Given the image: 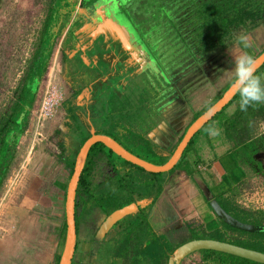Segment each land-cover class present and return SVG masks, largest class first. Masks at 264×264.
I'll list each match as a JSON object with an SVG mask.
<instances>
[{
  "label": "trees",
  "instance_id": "1",
  "mask_svg": "<svg viewBox=\"0 0 264 264\" xmlns=\"http://www.w3.org/2000/svg\"><path fill=\"white\" fill-rule=\"evenodd\" d=\"M135 1L137 6L140 3L142 5L144 2L146 6L153 7L156 10V13H151V15L147 11L149 15L145 19L142 17L140 24H134L135 20L133 19L132 22L128 16L132 24L138 27L137 31L135 30L138 41L149 51L152 59L157 61L164 54L165 57L160 60L164 62L167 68L181 66L184 71L192 66V62L194 65L202 64L220 54L219 50L235 42L234 38L240 34L241 29L244 28L247 32L251 31L256 23L264 17V0ZM56 3L60 7L67 6V0H53V6L48 9L38 42L32 49L26 81L19 87L15 101L10 107V113L4 122L0 123V190L16 156L18 139L26 129L28 116L36 98L38 84L46 73L56 37L62 31V27L58 23L64 12L62 9L55 7ZM173 12L182 15L180 25L172 20L167 23L168 25L161 24L162 17L168 18L169 13L174 14ZM161 25L164 27L161 28L163 36H161L159 42L155 43L153 42L154 36L158 33L152 29ZM148 31L152 39H146L149 41L146 44L144 36L147 35ZM263 52L264 48L256 52L253 55L254 58ZM165 71L167 72V70ZM263 72L264 64L257 69L256 73L261 75ZM262 83H264V80H262ZM224 92L219 91L216 93L207 106L193 116L192 122L214 104ZM113 99L119 102L123 100L111 96L105 100L106 106L104 102L102 107L98 106L99 110L102 109L106 115H102L101 122L97 121L96 134L110 137L126 151L143 161L156 166L166 163L173 152V148L168 157L157 156L152 151L150 142L143 137L146 131L144 129L147 128L138 127V125L133 126V124L128 123L127 118L122 122V126L116 121L112 123L111 113L121 110L123 113L132 114L126 109L127 107L125 108L124 104H116ZM239 99V93L237 92L229 103L205 125L213 122L217 115L223 113L227 107L235 103L234 111L230 115L222 117L220 129L231 146L233 157L241 163L245 161L253 163L260 138H252V134L255 132L257 121H264V103L253 104L246 111H242L239 107ZM67 104V113L74 121L73 111L75 108L68 101ZM148 114H152L149 109ZM127 125L129 128H126ZM89 137L90 135L87 133L81 135L78 139L79 146L76 152ZM193 137L185 147L176 165L164 173L147 172L122 160L100 143L92 145L88 151L76 188L75 222L87 226L95 221V216L98 213L103 216V220L114 211L130 204H138L140 201L147 199L156 201L163 189L164 177L181 168L186 153L193 143ZM181 138L182 136L179 140ZM76 155L77 153L69 157L62 149L60 157L63 159H57L65 165L69 177L73 172ZM61 188L64 189L65 185H62ZM220 205L227 214L243 224L264 225V208H246L241 203L236 204L229 200L222 201ZM220 224V229L214 230L210 234H203L202 229L192 222H185L181 227L168 230L164 234H156L148 222L146 208L137 207L135 212L115 222L106 232L109 236L105 234V239H103L106 241V246L112 245V249L108 253L109 259L112 260L110 264H114L113 261L118 264H167L173 252L179 246L200 239L225 242L264 253V231L246 232L233 228L222 221ZM65 231L66 225L63 220L59 231L61 247L64 244ZM94 242L97 244V249L102 247L100 245L102 244L101 239ZM192 255H195L196 258H192ZM188 257H191L188 264H259L212 250H200ZM59 259L60 253L56 254L53 264H58ZM75 264L80 263L75 262Z\"/></svg>",
  "mask_w": 264,
  "mask_h": 264
},
{
  "label": "crops",
  "instance_id": "2",
  "mask_svg": "<svg viewBox=\"0 0 264 264\" xmlns=\"http://www.w3.org/2000/svg\"><path fill=\"white\" fill-rule=\"evenodd\" d=\"M49 1V8H52L53 0ZM84 2L85 6L82 7L73 6L72 2H67V6L63 5V7H60L56 3L55 7L62 9L64 12L58 23L62 27V31L56 37L50 56V59L53 60L55 58V61L50 65L49 59L47 67L49 72L52 71L54 73V78L60 76L63 87L67 83L75 85L73 88L75 93L80 91L78 102L76 101L75 104H71L75 108L73 111L75 120H71L66 110L62 118H60L63 120L59 122L60 124L58 122L56 124L58 130H62L61 127H63L68 132L67 134L70 133L69 130L72 132L73 136L71 135V138H73L69 142V151L67 153L69 157L78 153L76 152L79 146L78 139L83 133H87L90 136L92 134L98 135L96 134L97 121L101 122L103 117V111L102 109L99 110L98 106H102L104 100L109 99L111 96L116 99H124V92L128 90V87L134 86L138 79L144 82L142 79L145 71L144 61L148 56L144 46L139 42L140 46L136 48V44L133 42L135 39L129 32V26L123 23L126 22V19L120 16L119 12L124 1L84 0ZM132 2L134 1L132 0ZM130 4L128 5L130 6ZM71 6L73 8H69ZM118 9L119 11H117ZM253 32H256L257 36L261 37L262 40L253 36ZM247 34H250L253 42H251L248 49L249 54L254 55L264 48V19L262 18V20L257 22ZM228 46L229 48L236 46L239 48L241 54H244L238 43L233 42ZM230 49L232 50L233 48ZM230 49H227V51L229 52ZM54 55L56 56L54 57ZM213 58L217 62L222 59L220 55ZM219 76L220 73L215 72V77ZM260 76L264 80V72ZM212 79L210 82L207 81L211 87H213L211 84ZM221 86L218 87V90ZM97 94L101 96L99 104L97 103ZM215 94L213 93L211 98L205 103L196 101V105L193 107L192 102L195 100L190 101L189 96L188 100L184 96H180L181 98L177 99L170 97V99L159 98L156 100L154 108L151 107L150 109L152 113L149 118L150 120L145 119V124L141 126L142 128H147L144 129L146 131L143 137L150 142L152 151L160 157H168L172 148L174 152L181 141L179 140L180 137H183L191 124L193 116L203 110ZM187 105H189L190 113H186ZM234 109L235 105L227 113L224 112V115H230ZM262 122L264 121L258 120L257 125L263 124ZM118 124L122 126V122ZM126 128H129L128 125ZM62 133H64L63 130L62 132H58L59 135H62ZM261 133L262 130L257 131V133L256 131L253 132L252 138L260 137ZM228 143V141L227 143H222L220 140L211 143V145H214V147L210 148L212 156L211 158H207L205 163L202 160L208 155V150L207 152L206 150L200 152L198 158L194 157L192 160H189L191 161L190 168L195 167V171H192V169L190 171L189 168L184 169L186 156L180 169L164 177L163 189L156 201L147 199L139 202L138 207L146 208L148 222L153 232L164 234L168 230L181 227L185 222H192L195 226L200 227L203 234H210L214 230L220 229V223L223 220L215 213L211 202H216L221 207L220 203L222 201L229 200L236 204L241 203L246 208H262L261 203L264 198V192L259 194L261 200L257 196L258 192L255 189L254 192L257 197L251 198L248 197L250 193L248 194L247 190H252L255 188L254 186L262 182H257V180L261 179L264 181V175L262 173H260L261 176L258 174V171L264 168L263 164L260 159L256 158V155L254 156L255 163H250L249 161L241 163L233 157L230 148L223 153L225 157L214 153V151L220 152L223 146ZM190 148L188 152L196 153V150L191 151ZM48 166L52 168L54 164L51 162ZM54 169L56 171L59 169L62 172L66 171L69 182L70 177L64 165L55 166ZM63 182L61 179V181L55 182L54 186L59 185V189L56 190L57 194L65 197L68 182L67 185L63 184ZM62 185H65L64 189L61 188ZM64 213L65 208L62 218L60 219L55 216V221L52 222L53 229L57 231L55 239L52 242L57 240L54 241L55 244L50 249L48 248L46 239H37L38 232L42 234L43 231L47 230L35 218L26 219L27 222H23L20 225L22 232L20 230L19 234H17V236L20 235L21 237V239L20 237L18 238L19 242L14 237V229L5 228V236L0 238V253L2 252L0 254V262L2 261V264H14L17 258L21 260L23 256L19 255L18 251L21 248V244L26 249V254L30 255V259H33L37 254V250H39L42 258H49L50 264H53L56 254L60 253L61 256L63 249V246H60L59 231L62 221L64 220L65 222ZM97 215L101 216L100 213ZM92 234H89V236H93ZM104 235L102 237L96 235L95 239H101L105 237ZM88 242L89 239H87L86 234L81 241V244L83 243L81 246H86L79 248V253L82 254V251L86 253V250L91 253V246ZM96 249L92 248L91 259H88L85 264H91L96 259ZM48 253H50V257ZM192 257L196 258L195 255H192ZM47 261L48 259L45 261V264L48 263ZM22 262L18 264H24V260ZM39 263L41 262L30 264ZM80 264H84V262L80 261Z\"/></svg>",
  "mask_w": 264,
  "mask_h": 264
},
{
  "label": "rangeland",
  "instance_id": "3",
  "mask_svg": "<svg viewBox=\"0 0 264 264\" xmlns=\"http://www.w3.org/2000/svg\"><path fill=\"white\" fill-rule=\"evenodd\" d=\"M122 1H124V7L122 6L120 10L125 12L124 14H127L132 22L134 19V24H140L141 18L143 17L145 19L147 15H149L147 11H149L150 15L151 13H156V10L153 7H148L144 4L143 1L145 0L142 1V5H140V3L138 6L135 5V0H133L135 2H132V0ZM49 3V0H0V121L3 119V116H5V113L6 115L9 114L8 108L14 102L16 98L15 96L18 93V89L24 82V77L29 67V58L33 47L37 44L40 37L42 25L48 13ZM127 3H131L130 6ZM117 11H119V9ZM181 16L182 15L178 13H169L168 18L162 17L163 20L161 24L168 25L167 23L171 22L172 20L177 25H180L182 19ZM131 21H126L123 23L124 25L126 24V26L132 28ZM153 28L154 29L152 30L158 33L153 40V42L156 43L162 38L161 36H163V31L161 28L164 27L161 25ZM239 33L246 34L249 40V45H251L252 37H250V34H247V31L244 28L241 29ZM253 36L262 40L261 37L257 36L256 32H253ZM148 42L149 41L147 40L145 41L146 44H148ZM238 46L240 49H242L244 54H249V48L245 49L240 44H238ZM230 48L233 49L231 50ZM230 48L227 45L222 50H219L220 54L217 55L222 57L220 61L217 62L216 59L212 58L205 64V66H208V68H206L207 71L211 69V79L214 75L215 80L213 78L211 81L213 87H211L208 82L206 83L205 80H202V83L200 84L198 83V80L193 81V79H191V83L189 82L190 84H184V93L182 92L181 95L183 94L184 98L187 100L188 96L190 101L195 100L192 102V107L196 105V101L203 103L207 102L213 93L215 94L219 92L218 87L220 85H222L220 88L221 91L224 92L226 87H228V85H230L231 81L234 79L232 71L233 61L235 57L238 56V54H241V52L236 46ZM227 49H230V51L228 52ZM55 56L56 55H54V57ZM53 61H55V58L52 60V62ZM149 69L150 71L155 70L153 66L149 67ZM215 72H219L220 76L216 78ZM152 73V76H144V78L142 77L144 82H142L141 79H138L134 86L132 85L131 88L128 87V90L124 92V99L121 102L113 99L116 104H124L125 108L127 107L126 109L132 114L129 115L126 112L123 113L121 110L118 112L115 111L116 113L110 114V116L113 118L112 123H114V121L120 123L123 122L125 118H127L126 120L128 123L133 124V126L138 125V127H141V125L145 124V119L150 120L149 118L151 114H148V109L150 111L151 107L154 108L156 100L159 98H165L164 95L166 94L167 90L166 84L163 83L159 85L160 78L158 79V76L154 75V72ZM53 77L54 73L52 71H48L47 81L45 75L43 78L44 82L40 84L45 88L47 86V82H49V85L54 86L56 90L60 91L62 94V102L56 111V115L53 119L45 122L42 128L38 130H36L37 128H35V126L31 123L30 117L28 116L27 127L25 129L26 131L18 139L16 144V156L0 190V238L5 236L4 229L9 227L14 229V237L19 242L18 238L20 235L17 236V234H19L20 230V232H22L20 225L23 224V222H27L28 219L35 218V220L39 221L40 224L44 228L46 227L47 230L43 231L42 234L38 232L37 239H46L49 249L55 244L54 241L57 240L56 239L52 242L57 234V231L52 227V222L55 221V216L59 217L60 219L62 218L65 208V198L61 195H58L56 191L60 186H54V184L57 181H61V179L64 181L63 184L65 185H67L68 182L66 171L62 172L61 169H59L60 171H56L54 168L55 166L63 165L59 163L57 159H63L60 157L62 155V149L67 155L69 151V142L72 141L71 139L73 138H71L72 132L69 130L70 133L67 134L68 132L63 127H61V129L64 131V133L59 135L58 132H62V130H58L56 128V124L57 122L60 124L59 122L63 120L60 118H62L63 113H65L67 110V101L70 104H75V102H78L80 98L79 92L74 94L71 93L70 95L68 92L65 93L64 87L61 84L62 82L60 76H57L54 81ZM175 94L178 95V93ZM72 95L75 96L71 97ZM66 97L67 99H65ZM100 98L101 96H98L97 94L98 104ZM104 105L106 106L105 100ZM234 105L235 103H232L224 112L227 113L230 111ZM224 112L217 115L213 122L205 125L199 130V132H197L198 134L193 137L192 142L194 144L191 146L190 150H196V153L187 151L184 169L189 168L190 171L191 169L192 171H195V167L190 168L191 161L189 160H192L194 157L198 158L200 152H204V150H206V152L208 150L209 153L204 157V159L202 158V161L205 163L207 158H211L212 154H210V148L214 147V145H211V143L215 142L216 140H220L222 143H227V139L220 129V121L222 117H225ZM186 113H190L189 105L186 106ZM103 114L106 115L104 112ZM262 123L263 124L260 123L262 126L258 124L255 128L256 133L257 131L259 132V130H262L261 136H257L261 139L257 145V151L255 155L257 159H260L264 167V122ZM109 125H111V123H109ZM210 128L216 130L218 135L215 137L210 136L208 131ZM36 132L41 133L43 138L36 136ZM229 148L231 150V146L228 143L223 146L220 152L214 151V153L216 155L218 153L220 156H222L227 149L229 150ZM223 157L225 156L223 155ZM51 162L54 164L52 168L48 166ZM263 169L264 168H261L258 171L260 176V173L264 175ZM257 182L260 183L257 186H254L255 188L252 190L246 189L247 193H250L248 196L249 198L257 196L260 198L259 194L264 192V181L259 179ZM254 189L258 192L257 196H255ZM261 206L264 208V198ZM103 238H101L102 244H100L102 247H99V250L96 249L95 254L97 257L91 264L112 263V260L109 259L110 256L108 255L109 251L112 249V245L110 244L109 246H106V241ZM79 241L80 239L78 238V243ZM20 246L21 248L18 251L20 253L19 255L23 256V258L21 260L17 258L18 260L16 259V261H14L16 264L23 263L22 260H24V264H30L34 262H41L39 264H45L47 259V262L50 264L49 258H42V254L39 253V250H37V254L33 257V259H30V255L26 254V249H24L21 244ZM85 246H78V249ZM78 249L76 250L73 257L72 264H75V262L80 263V261H83L85 264L88 259H91L90 256L92 253V248L91 253L87 252L86 250V253L85 251H82V254L78 252ZM0 254H2V252ZM48 256L50 257V253H48ZM189 260H191V257L183 259L180 264H188ZM113 263L118 264L115 261H113ZM0 264H2V261Z\"/></svg>",
  "mask_w": 264,
  "mask_h": 264
},
{
  "label": "water",
  "instance_id": "4",
  "mask_svg": "<svg viewBox=\"0 0 264 264\" xmlns=\"http://www.w3.org/2000/svg\"><path fill=\"white\" fill-rule=\"evenodd\" d=\"M255 71L264 64V52L255 58ZM238 92L237 88L233 86L230 87L222 94V96L212 104L204 113L197 117L187 128L185 134L183 135L181 141L177 145L176 149L169 157L166 163L163 165H153L146 161H143L136 156L132 155L121 147L116 141L105 135H95L92 134L79 148L78 153L75 158L73 172L70 176L66 195H65V239L62 249V253L58 264H71L72 257L75 251L76 244V229H75V219H74V198L79 181V177L83 170L85 160L89 149L92 145L96 143L102 144L104 147L109 149L112 153L120 157L122 160L129 162L137 167L144 169L150 173H164L172 169L176 163L179 161L182 152L188 145L192 137L206 124L208 123L217 113H219L234 97ZM138 204H130L119 210L114 211L105 219L97 229L96 235L103 236L112 225L118 220L122 219L124 216L133 213L137 210ZM215 213L218 217L222 218L223 222L233 228L246 231V232H261L264 231V225L253 226L248 224H243L229 214H227L216 202H211ZM200 250H212L217 252H222L230 254L236 257H240L255 263L264 264V253L241 248L229 243L210 240V239H200L192 240L183 245L179 246L169 258L167 264H180L183 259H185L190 254L200 251Z\"/></svg>",
  "mask_w": 264,
  "mask_h": 264
},
{
  "label": "flooded vegetation",
  "instance_id": "5",
  "mask_svg": "<svg viewBox=\"0 0 264 264\" xmlns=\"http://www.w3.org/2000/svg\"><path fill=\"white\" fill-rule=\"evenodd\" d=\"M67 2L68 3L72 2L73 6H75V5H77L78 7L79 6H81V7L85 6L84 0H75V1L67 0ZM124 13L125 12L120 11V16H122L124 19H126L127 22H129L130 20L128 18V15L124 14ZM125 16H127V17L125 18ZM137 28H138L137 26L132 24V28L129 29V32L132 34L133 38L135 39V41H133V42H135L136 48H138L140 46V44H141L138 41L137 35L135 33V30ZM154 38H155V36H154ZM144 39L145 40L146 39H150V40L152 39V37H150L149 31H148L147 35L144 36ZM144 49H145V47H144ZM145 52L148 54V56H147V54H145V56H147V57L145 58V61H144L145 62V66H144L145 67V71H144L142 77L144 78V76H152L153 75L152 72L155 73L154 75L158 76L157 77L158 79L160 77V82L161 83L159 82V85L165 83L166 87H167L166 95H165L166 99H170V97L174 98V99L181 98L180 97L181 93L182 92L184 93V90H183L184 84L185 83L190 84L191 83L190 82L191 79H193V81L198 80V83H200V84L202 83V80H205L206 83H207V81L210 82V80H211V76H210L211 69H209V71L206 70V68H208V66H205L206 62H204L202 64H197V65L196 64L194 65V63L192 62L191 63L192 66L187 68L184 71V70H182L181 66H177V67L175 66L176 68L175 67H173V68L168 67L167 68L164 65V62H162L163 58L165 57L164 54L160 56V59H162V60L157 59V61H156V60H154V59H152L150 57V54H149V52L146 51V49H145ZM160 52H161V50L159 51V53ZM152 66H153V68H155L156 72H155V70L154 71H150L149 67H152ZM165 70H167V72ZM164 73L166 74V76H164L165 75ZM26 75H27V71H26V74H25V77H24V82L26 81ZM143 81H144V79H143ZM74 87H75V85L73 86V85L65 83L64 84V92L65 93L68 92L69 95L71 93L74 94L75 93L74 90H73ZM219 91H221V89H219ZM78 92L80 93V91H78ZM175 93H178V95H176ZM181 96H184V95L182 94ZM165 98H163V99H165ZM65 99H67V97ZM12 104L10 105V107L12 106ZM10 107L8 108L9 113H10ZM6 117H7V115L5 113V116H3V119H1L0 122H4ZM74 209H75V198H74ZM102 217H103L102 215L101 216L96 215L95 216V221L92 224H89L87 226H83V224L80 225V224L75 222V229H76V244H75V247L76 246H81L83 244V243L81 244V241L84 238V235L87 234V239H89L88 244L91 246V248H95V249L97 248V244L94 242L95 240H97V239H95V236H96L95 233H96L98 227L100 226V224L102 223ZM89 234H92L93 236L90 237ZM107 236H109V235H107ZM78 238L80 239L79 243H77L78 242ZM77 249H78V247L75 248L73 257L75 255V252H76ZM73 257H72V260H73Z\"/></svg>",
  "mask_w": 264,
  "mask_h": 264
},
{
  "label": "clouds",
  "instance_id": "6",
  "mask_svg": "<svg viewBox=\"0 0 264 264\" xmlns=\"http://www.w3.org/2000/svg\"><path fill=\"white\" fill-rule=\"evenodd\" d=\"M235 42L247 49L250 47L249 40L246 34L235 36ZM255 58L251 54H241L235 57L233 61V86L239 93V107L242 111L253 104L264 103V83L262 77L255 71ZM210 136H217L218 132L214 129H209Z\"/></svg>",
  "mask_w": 264,
  "mask_h": 264
},
{
  "label": "built area",
  "instance_id": "7",
  "mask_svg": "<svg viewBox=\"0 0 264 264\" xmlns=\"http://www.w3.org/2000/svg\"><path fill=\"white\" fill-rule=\"evenodd\" d=\"M52 63V59H50L49 64L52 65ZM48 71L49 70H47L45 73L46 81L48 77ZM54 79L55 78L53 77V81ZM43 80L44 79L40 81L41 84L44 82ZM40 83L38 84L34 105L32 106V109L29 113L31 123L35 126V128H37L36 130L41 129L45 122L55 117L56 111L62 102V94L60 91L56 90L54 86L49 85V82H47V86L45 88L42 87ZM36 136L43 138L41 133L36 132Z\"/></svg>",
  "mask_w": 264,
  "mask_h": 264
}]
</instances>
